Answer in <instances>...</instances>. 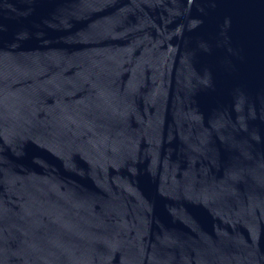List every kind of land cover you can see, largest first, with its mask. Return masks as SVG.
Returning a JSON list of instances; mask_svg holds the SVG:
<instances>
[{"label":"water","instance_id":"95a60500","mask_svg":"<svg viewBox=\"0 0 264 264\" xmlns=\"http://www.w3.org/2000/svg\"><path fill=\"white\" fill-rule=\"evenodd\" d=\"M0 264H264V0H0Z\"/></svg>","mask_w":264,"mask_h":264}]
</instances>
